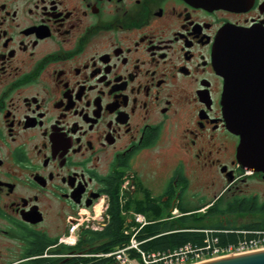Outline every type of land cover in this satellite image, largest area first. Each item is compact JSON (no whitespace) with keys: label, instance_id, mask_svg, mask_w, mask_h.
Listing matches in <instances>:
<instances>
[{"label":"flooded vegetation","instance_id":"flooded-vegetation-1","mask_svg":"<svg viewBox=\"0 0 264 264\" xmlns=\"http://www.w3.org/2000/svg\"><path fill=\"white\" fill-rule=\"evenodd\" d=\"M263 144L264 0H0V264L125 178L147 219H264Z\"/></svg>","mask_w":264,"mask_h":264},{"label":"trees","instance_id":"trees-1","mask_svg":"<svg viewBox=\"0 0 264 264\" xmlns=\"http://www.w3.org/2000/svg\"><path fill=\"white\" fill-rule=\"evenodd\" d=\"M132 205L135 207L133 210L142 213L132 199L122 205L116 195L110 201L108 209L110 219L103 230H83L76 245H60L49 253L48 248L52 244H57L58 239L53 243L46 239H38L29 247L21 264H117L112 257L96 255L111 253L115 247L119 245L123 247L129 242L130 237L124 234L125 218L122 212L131 210ZM180 207L183 213L186 212L183 206ZM209 211L214 213L216 206ZM159 217L161 215L157 214L155 218ZM155 218H148L153 223L144 227L138 236L140 241H146L141 247L149 254H166L189 243L203 246L207 235L202 230L207 229L215 231L212 237L218 238L221 245L236 244L241 239L254 238L264 233V219L236 226L217 222L214 218L189 217L185 214L176 220L156 221ZM48 254L49 256H45Z\"/></svg>","mask_w":264,"mask_h":264},{"label":"built area","instance_id":"built-area-1","mask_svg":"<svg viewBox=\"0 0 264 264\" xmlns=\"http://www.w3.org/2000/svg\"><path fill=\"white\" fill-rule=\"evenodd\" d=\"M129 190L130 180L125 178L121 183L122 205L126 203L123 195ZM108 209L109 203L101 200L95 203L89 211L80 213L76 222L71 225L69 233L62 237L61 244L68 246L76 245L83 230H103L110 219ZM122 215L125 218L124 234L130 237L129 242L123 247L121 245L115 247L111 253L96 255L98 257H112L117 264H189L237 250L264 246V233H260L254 238L241 239L236 244L221 245L218 238L212 237L215 231L207 229L202 230L207 235L203 246L199 247L189 243L166 254H149L141 247L146 241H140L138 236L143 228L152 224L153 221L147 219L142 213L132 210H123ZM178 216H180L179 211L177 208H174L168 219L172 220ZM95 225L101 227H95Z\"/></svg>","mask_w":264,"mask_h":264},{"label":"water","instance_id":"water-1","mask_svg":"<svg viewBox=\"0 0 264 264\" xmlns=\"http://www.w3.org/2000/svg\"><path fill=\"white\" fill-rule=\"evenodd\" d=\"M227 124L230 127V107L227 104ZM251 167L257 172H264V144L258 153L252 155ZM189 264H264V246L237 250L210 258H205Z\"/></svg>","mask_w":264,"mask_h":264},{"label":"rangeland","instance_id":"rangeland-1","mask_svg":"<svg viewBox=\"0 0 264 264\" xmlns=\"http://www.w3.org/2000/svg\"><path fill=\"white\" fill-rule=\"evenodd\" d=\"M133 200V202H134V199H132ZM93 207V206H92ZM173 207H177V206H173ZM132 209V211H135V210H133L135 207L132 205V207H131ZM171 215V213H168V214H163L161 217H159V218H155V220L157 221H161V220H169L168 219V217ZM180 216H181V214H180ZM180 216H178V217H175L174 219L176 220L177 218H179ZM174 219H172V220H174ZM217 220V222L218 221H221V222H223V223H225V224H227V223H230V224H232V225H236V226H238V225H243V224H248V223H251L252 221H254L255 219H250V220H248V219H237V218H231V217H227V218H221V219H216ZM204 223H206V221H204ZM207 224V223H206ZM95 227H101V226H98V225H95ZM80 237V236H79ZM79 241V240H78Z\"/></svg>","mask_w":264,"mask_h":264}]
</instances>
